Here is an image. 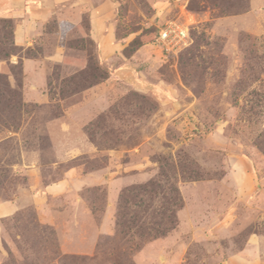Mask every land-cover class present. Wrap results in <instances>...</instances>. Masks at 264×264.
<instances>
[{"label": "rangeland", "instance_id": "374dc122", "mask_svg": "<svg viewBox=\"0 0 264 264\" xmlns=\"http://www.w3.org/2000/svg\"><path fill=\"white\" fill-rule=\"evenodd\" d=\"M114 1L124 47L113 65L100 58L84 3L66 12L68 21L49 27L59 39L54 34L37 50L22 53L48 56L58 42L68 49L66 63L44 64L49 84L42 100L26 96L22 65L12 62L20 54L13 44L15 23L0 19V201L31 185L27 167L34 163L42 185L76 164L93 170L107 164L105 153L51 168L60 150L75 151L80 119L76 124L74 114L88 113L86 107L80 110V101L94 88V96H110V107L85 127L89 141L99 151H131L124 162L149 157L148 173L154 177L123 191L116 234L99 237L96 252L80 239L64 245V232L41 224L32 207L3 220L0 264H219L253 233L264 234V217L257 211L264 210V196L255 208L238 205L229 228L211 226L215 212L223 210L221 202L232 207L236 201L235 185L222 176L226 159L231 164L246 156L255 164L257 181L264 178V34L239 31L222 19L246 10L248 0H167L163 7H154L153 0ZM192 14L197 23L187 49L176 54L156 46L158 29L168 19L190 24ZM120 69L150 88L161 82L172 87L171 96H178L175 112L160 113L153 89L132 86L134 79L131 85L123 82L114 76ZM259 187L264 191L263 182ZM86 196L100 216L105 190ZM66 212L64 221L71 216ZM161 239L170 241L149 247Z\"/></svg>", "mask_w": 264, "mask_h": 264}, {"label": "crops", "instance_id": "0c3cea01", "mask_svg": "<svg viewBox=\"0 0 264 264\" xmlns=\"http://www.w3.org/2000/svg\"><path fill=\"white\" fill-rule=\"evenodd\" d=\"M166 2L168 1L153 0L152 4L154 7H163L167 4ZM82 3L85 4L86 12L90 11L91 14V38L98 46L100 58L103 63L111 66L114 64L117 52L124 47L118 40L117 3L114 0H0V19L15 23L13 44L20 50V54L12 56V62H20L22 65L23 87L26 96L44 99L49 84V76L44 64L46 62L64 64L69 56L68 49L59 42L48 56L26 57L22 53L28 49L37 50L43 45L46 38L54 34L59 39L60 33H51L48 30L49 27L68 21L65 17L66 12L75 11L80 8ZM183 15L185 19L188 18L186 14ZM222 19L228 23H236L239 31L262 36L264 34V0H249L247 12ZM189 20L192 26L197 23L194 14ZM76 21L78 26V18ZM2 66L3 63H0V70ZM124 70H116L114 76L131 85L129 80L134 78ZM138 84L143 85L142 88L146 92H152L153 89L156 94L154 98L160 103V113L164 111V114L170 115L175 112L173 106L178 96H171L174 94L172 87L169 88L170 90L164 88L161 82L150 88L146 86L147 83L134 79L132 86ZM94 89L88 92V96L81 97L80 110L82 107H86L88 113L80 114L79 117L77 112H74L76 124L80 119V140L75 149L78 154L72 148H68L66 151L60 150L61 154H58L53 160L51 168L55 170L60 165L79 160L82 157L91 156L94 159L105 153L108 157L107 164L94 170L86 169L85 164H76L65 168L61 174L44 185L41 183L43 178L40 168L35 163L28 166V172L32 178L31 185L28 188L19 189L13 199L0 201V238L4 231L3 220L15 216L27 207H32L36 210L38 221L41 224L64 232L62 236L64 245L72 240L80 239V244H84L88 250L96 252L99 237L116 234V214L122 192L130 186L147 183L154 177H149L148 168L152 164L149 157L144 156L137 163L124 162L125 155L131 151H99L98 147L89 141L85 127L97 115L110 107V96H94ZM63 131L65 130L63 129ZM56 144H54V149L57 151L59 145ZM225 161L226 173L222 176L225 177V181L235 185L237 195L232 207L221 202L224 207L220 208L223 210L219 213L215 212L219 217H216L211 226L216 225L218 228L231 226L232 221L236 218L234 214L238 212V205L247 203L255 208L258 201L262 200L264 196V191H260L259 187L262 182L264 186V178L261 179V182L257 181V172L252 159L243 156L234 159L231 164L228 163V159ZM152 172H155L154 168H152ZM98 189L105 190L106 193L105 207L100 216L86 196L90 190ZM67 210L71 216L68 221H64ZM257 211L263 218L264 210ZM237 218L240 219V216ZM242 227H245V224ZM74 228H76V234L72 235L71 231ZM169 241L170 239L157 240L149 247L163 246ZM182 259V256L178 258V260ZM219 264H264V234L253 233L242 249L228 256L226 261L223 260Z\"/></svg>", "mask_w": 264, "mask_h": 264}, {"label": "built area", "instance_id": "2783aa9c", "mask_svg": "<svg viewBox=\"0 0 264 264\" xmlns=\"http://www.w3.org/2000/svg\"><path fill=\"white\" fill-rule=\"evenodd\" d=\"M192 25L182 21L170 19L158 30L156 46L168 53H179L185 50L192 43Z\"/></svg>", "mask_w": 264, "mask_h": 264}, {"label": "trees", "instance_id": "16d2710c", "mask_svg": "<svg viewBox=\"0 0 264 264\" xmlns=\"http://www.w3.org/2000/svg\"><path fill=\"white\" fill-rule=\"evenodd\" d=\"M248 4H249V0H248ZM221 6H224V5H222L221 4ZM224 7H226V6H224ZM227 9V8H226ZM248 9H249V6H248V8L246 9V10H243V11H239V12H237V13H234V12H231V13H226V14H224V16H234V15H238V14H242V13H245V12H247L248 11ZM192 37V36H191ZM188 48V47H187ZM186 48V49H187ZM126 190V189H125ZM123 193V192H122ZM120 227L121 228H123L124 227V231H126L127 229L129 230V231H132L131 229L132 228H130L128 225H120ZM175 228V227H174Z\"/></svg>", "mask_w": 264, "mask_h": 264}]
</instances>
